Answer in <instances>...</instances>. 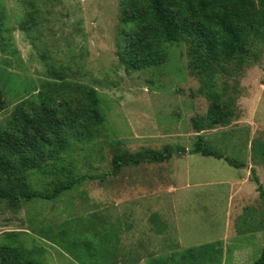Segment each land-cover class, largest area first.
Listing matches in <instances>:
<instances>
[{"label":"rangeland","instance_id":"1","mask_svg":"<svg viewBox=\"0 0 264 264\" xmlns=\"http://www.w3.org/2000/svg\"><path fill=\"white\" fill-rule=\"evenodd\" d=\"M257 2L264 10V0ZM128 18L123 0H0V133L18 126L41 135L35 122L41 100L62 107L63 89L95 90L103 116L93 137H68L66 148L23 175L29 190L69 189L52 200L0 197V264L3 257L163 264L204 245L220 250L217 261L205 264H253L261 257L264 35L249 25V58L217 77L229 84L225 98L235 100V116L198 132L192 120L205 118L210 102L188 67V45L169 43L161 65L128 68L121 60L133 29ZM200 141L245 167L192 154ZM166 146L186 151L113 172L123 151Z\"/></svg>","mask_w":264,"mask_h":264},{"label":"trees","instance_id":"2","mask_svg":"<svg viewBox=\"0 0 264 264\" xmlns=\"http://www.w3.org/2000/svg\"><path fill=\"white\" fill-rule=\"evenodd\" d=\"M123 6L133 29L128 30L125 36L122 62L134 70L161 65L167 60L169 43L185 42L188 45V67L202 81V92L210 102L205 118H193L194 129L199 132L204 124L208 127L228 125L230 118L235 116V100L225 98L229 84L226 80L225 84H218L217 77L229 76L231 63H242L249 58L252 51L249 25L260 29L264 35V10L259 8L257 0H123ZM84 92L74 88L63 89L60 94L63 104L59 108L52 107L49 98L41 100L35 114L41 135H32L26 129L19 130L18 126L12 133H0V197L13 203L20 198L52 200L71 187L70 184H62L52 194L29 190L23 187V175L38 168L46 156L53 157L54 151L57 153L66 148L68 137L82 139L95 135L103 122L99 99L95 90ZM221 104L226 106L223 114H220ZM25 115L23 112L20 123L26 122ZM176 151L186 150L166 146L160 151H123L114 157L113 172L118 173L127 165L165 162ZM192 154L224 160L235 168L245 167V164L208 147L203 141L196 144ZM255 181L259 183L257 178ZM21 182L22 186L18 187ZM259 192L264 200L261 184ZM219 253V249L204 245L187 250L177 261L170 257L162 263L205 264L217 261ZM2 264L42 263L31 259L14 263L3 257ZM253 264H264V249Z\"/></svg>","mask_w":264,"mask_h":264}]
</instances>
